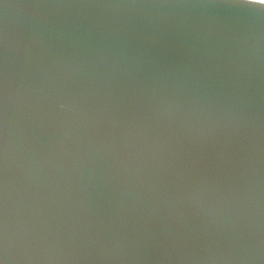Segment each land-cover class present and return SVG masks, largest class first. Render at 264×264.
Returning <instances> with one entry per match:
<instances>
[{
	"label": "clouds",
	"instance_id": "obj_1",
	"mask_svg": "<svg viewBox=\"0 0 264 264\" xmlns=\"http://www.w3.org/2000/svg\"><path fill=\"white\" fill-rule=\"evenodd\" d=\"M0 4V264H264V0Z\"/></svg>",
	"mask_w": 264,
	"mask_h": 264
},
{
	"label": "water",
	"instance_id": "obj_2",
	"mask_svg": "<svg viewBox=\"0 0 264 264\" xmlns=\"http://www.w3.org/2000/svg\"><path fill=\"white\" fill-rule=\"evenodd\" d=\"M4 2L26 6L38 2L104 3V2H113V0H4ZM137 2L187 3V2H196V0H137ZM0 8H2V4H0ZM2 28H3V16H2V12H0V30H2ZM12 174L13 173L10 170V176ZM3 177H4L3 163L2 160H0V192H2Z\"/></svg>",
	"mask_w": 264,
	"mask_h": 264
}]
</instances>
